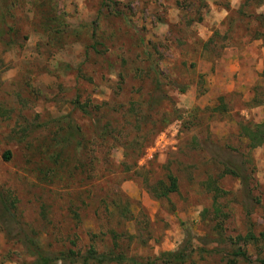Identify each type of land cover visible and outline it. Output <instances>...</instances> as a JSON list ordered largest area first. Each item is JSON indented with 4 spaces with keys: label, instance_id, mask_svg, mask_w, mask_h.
Here are the masks:
<instances>
[{
    "label": "rangeland",
    "instance_id": "374dc122",
    "mask_svg": "<svg viewBox=\"0 0 264 264\" xmlns=\"http://www.w3.org/2000/svg\"><path fill=\"white\" fill-rule=\"evenodd\" d=\"M263 6L0 0V264L34 261L26 237L259 264L264 143L244 130L264 131ZM169 175L179 191L157 199Z\"/></svg>",
    "mask_w": 264,
    "mask_h": 264
},
{
    "label": "trees",
    "instance_id": "16d2710c",
    "mask_svg": "<svg viewBox=\"0 0 264 264\" xmlns=\"http://www.w3.org/2000/svg\"><path fill=\"white\" fill-rule=\"evenodd\" d=\"M244 131L253 148L264 143V131L260 127L256 131H250L247 128ZM5 158L9 160L11 154L6 153ZM150 191L157 199L167 198L172 194L178 193V180L175 176L169 175L166 183L160 182L157 188L151 187ZM240 240H243L245 244L259 242V239L252 232ZM23 243L28 246L31 256L34 258V261L29 264H139L136 259L128 258L125 254L117 252L115 249L117 248V245H115L114 249L104 253H99L94 246H90L89 249L83 252L76 249L77 244L73 241L71 243L72 248L61 250L56 254L49 255L42 250L39 244L31 237H26ZM184 251L185 250H180L175 253H164L162 256L169 259V262H171L170 264H184L190 259V255ZM229 257H231L230 262L232 264H236L237 262H243L245 264L255 263L248 255L247 251L242 248L233 250ZM257 262L259 264H264V258L257 259Z\"/></svg>",
    "mask_w": 264,
    "mask_h": 264
},
{
    "label": "crops",
    "instance_id": "0c3cea01",
    "mask_svg": "<svg viewBox=\"0 0 264 264\" xmlns=\"http://www.w3.org/2000/svg\"><path fill=\"white\" fill-rule=\"evenodd\" d=\"M239 0H229V2H231L232 4L238 2ZM216 7V6H215ZM263 10H264V6H263Z\"/></svg>",
    "mask_w": 264,
    "mask_h": 264
}]
</instances>
